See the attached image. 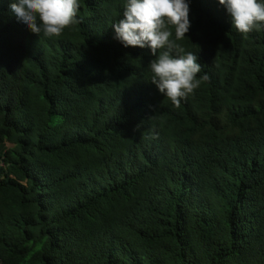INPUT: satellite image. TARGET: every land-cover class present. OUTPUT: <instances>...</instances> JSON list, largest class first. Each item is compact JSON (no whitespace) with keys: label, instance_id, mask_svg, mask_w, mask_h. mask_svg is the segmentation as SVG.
I'll return each instance as SVG.
<instances>
[{"label":"trees","instance_id":"1","mask_svg":"<svg viewBox=\"0 0 264 264\" xmlns=\"http://www.w3.org/2000/svg\"><path fill=\"white\" fill-rule=\"evenodd\" d=\"M0 0V264H264V29L190 0L178 43L198 87L178 105L147 49L79 0L44 39Z\"/></svg>","mask_w":264,"mask_h":264},{"label":"clouds","instance_id":"2","mask_svg":"<svg viewBox=\"0 0 264 264\" xmlns=\"http://www.w3.org/2000/svg\"><path fill=\"white\" fill-rule=\"evenodd\" d=\"M240 34L264 29V0H215ZM190 0H124L123 11L111 25L113 39L124 48L147 49L149 82L159 95L178 105L206 76L196 53L185 51ZM79 0H9L8 12L24 30L40 38L60 36L79 23Z\"/></svg>","mask_w":264,"mask_h":264}]
</instances>
